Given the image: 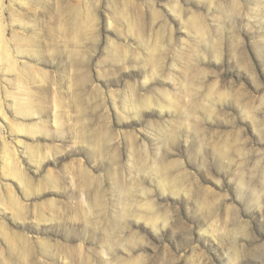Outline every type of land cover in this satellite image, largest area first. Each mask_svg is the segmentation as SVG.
<instances>
[{"label":"rangeland","instance_id":"374dc122","mask_svg":"<svg viewBox=\"0 0 264 264\" xmlns=\"http://www.w3.org/2000/svg\"><path fill=\"white\" fill-rule=\"evenodd\" d=\"M0 264H264V0H0Z\"/></svg>","mask_w":264,"mask_h":264}]
</instances>
